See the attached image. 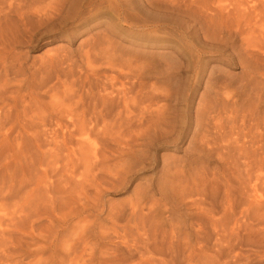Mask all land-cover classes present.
<instances>
[{"label":"rangeland","instance_id":"1","mask_svg":"<svg viewBox=\"0 0 264 264\" xmlns=\"http://www.w3.org/2000/svg\"><path fill=\"white\" fill-rule=\"evenodd\" d=\"M5 1L2 17L19 4ZM34 1L0 22V92L16 89L0 101V264H264V42L205 36L235 1L264 0ZM124 67L143 68L137 99L162 88L142 108L169 107L125 158L98 130L113 136L102 98ZM206 99L216 110L197 118Z\"/></svg>","mask_w":264,"mask_h":264},{"label":"bare ground","instance_id":"2","mask_svg":"<svg viewBox=\"0 0 264 264\" xmlns=\"http://www.w3.org/2000/svg\"><path fill=\"white\" fill-rule=\"evenodd\" d=\"M7 1V0H6ZM5 1V2H6ZM15 1V0H14ZM18 2H19V4L17 3V6L20 8V7H22V4L21 3H23V0H17ZM26 1V0H25ZM36 1V0H35ZM34 1V2H35ZM38 1V0H37ZM36 1V2H37ZM44 1H47V0H44ZM53 0H49V2H52ZM147 1V0H146ZM153 1V0H152ZM161 1V0H160ZM170 1V0H169ZM168 1V2H169ZM182 1V0H181ZM184 1L185 0H183V5H184ZM220 1V0H219ZM230 1H232V0H230ZM243 1V0H242ZM247 1V0H246ZM250 1H252V0H250ZM8 2H9V0H8ZM12 2V1H11ZM28 2V1H27ZM40 2H41V0H40ZM48 2V1H47ZM69 2V0H55L54 2H52V4H57L58 6H62L63 8H64V6H65V4H67ZM70 2H71V0H70ZM73 2V1H72ZM75 2L77 3V2H79V0H75ZM91 2H92V0H91ZM98 2V1H97ZM157 4L159 3V2H157V1H155ZM155 2H154V4L153 3H151L156 9H158V10H162V11H168L169 13H170V11H173V12H175L176 13V15H177V13L179 14V13H181L182 15H184V16H186V18L187 19H192L193 18V16H192V13H194V12H192L191 13V9H190V7L188 8V9H183L182 11H180V10H177V8H175V7H168V6H166V5H162L163 3H165V1L163 2V0H162V4H159V5H155ZM173 2V0H171V2L170 3H172ZM174 2H177V1H174ZM193 2V1H192ZM195 2V1H194ZM221 2V1H220ZM229 2V1H228ZM236 3H234V5H233V3H231V2H229V3H231L233 6H234V9H233V11H234V14L233 15H229V16H225V15H222V16H218L217 18H211V23L213 24V26H214V28H215V31L213 32V34H214V36H209L208 34H206V32H205V36H208L209 38H213V39H216V40H222L221 42H223V41H225L226 39L225 38H221L220 36H221V34L223 33V30H232V29H234V30H236V31H238V32H240L241 34H242V36L244 35V43H245V45H247V47L246 48H249V47H256V46H258V44H259V42L260 41H262V42H264V17H263V12H264V9H262V8H260V7H258L257 5H255V4H253V5H249L248 3H251V2H248V3H244V2H241V1H238V2H241V3H238L237 1H235ZM254 2V1H253ZM256 2V1H255ZM1 3V2H0ZM58 3H60V5L58 4ZM186 3V2H185ZM228 3V4H229ZM11 4V3H10ZM14 4V3H13ZM24 4V3H23ZM39 4H43V5H40V6H38L37 7V12H36V10H33V11H35L37 14L39 13L40 14V12H41V14L43 13V14H45L47 11H48V7H47V11H45L43 8H41V6L42 7H45L44 5V2H42V3H39ZM114 4V3H113ZM7 5V4H6ZM9 5V4H8ZM8 5H7V7H8ZM15 5V4H14ZM36 5V4H35ZM46 5H48V3L46 4ZM73 5V4H72ZM103 5V4H102ZM174 5L176 6V4L174 3ZM180 5V4H179ZM179 5H177V6H179ZM182 5V6H183ZM219 5V4H218ZM217 5V6H218ZM260 5V4H259ZM1 6V5H0ZM10 6V5H9ZM17 6H13V7H16V8H18ZM25 6V5H24ZM23 6V7H24ZM34 6V5H33ZM50 6H52L51 5V3L49 4V7ZM101 6V5H100ZM121 6H123V5H121ZM120 6V7H121ZM181 6V5H180ZM180 6H179V8H180ZM189 6V5H188ZM187 6V7H188ZM224 6V5H223ZM26 7V6H25ZM35 7V6H34ZM185 7V6H184ZM197 7H199V6H197ZM221 7V6H220ZM226 7V6H225ZM2 8V7H1ZM13 9L12 8V6H11V8L9 7V14H11L10 13V9H13V10H17V9ZM27 8V7H26ZM30 8V7H29ZM38 8H39V10H38ZM46 8V7H45ZM59 8L60 7H57V9H56V11H59L60 13H61V11L59 10ZM196 8V7H195ZM201 8V7H200ZM30 9H32V8H30ZM34 9V8H33ZM42 9V10H41ZM51 9H54L55 10V8H51ZM66 9V8H65ZM194 9V8H193ZM220 9V8H219ZM222 9V8H221ZM225 9V8H224ZM228 9H229V7H228ZM4 10V9H3ZM2 10V11H3ZM5 10H6V8H5ZM21 10H24L23 8L21 9ZM41 10V11H40ZM54 10H51V11H53V12H55ZM62 10H64V9H62ZM120 10V9H119ZM196 10V9H195ZM194 10V11H195ZM202 10H204V9H202ZM24 11H26V10H24ZM50 11V12H51ZM193 11V10H192ZM198 11V10H197ZM222 11H223V9H222ZM4 12V11H3ZM2 12V13H3ZM21 12V11H20ZM49 12V11H48ZM167 12V13H168ZM173 12H172V17H173ZM202 12H204V11H202ZM202 12H201V14H202ZM207 12V11H206ZM209 12V11H208ZM208 12H207V14H208ZM1 13V14H2ZM14 13H15V11H14ZM16 13H17V11H16ZM24 13V12H23ZM56 13V12H55ZM52 14V12H51V14L55 17V15L56 14ZM85 13V12H84ZM9 14H8V17H9ZM18 14V13H17ZM21 14V13H20ZM26 14H28V12L26 13ZM48 14V13H47ZM46 14V16H48ZM199 14V13H198ZM58 15V14H57ZM62 15V14H61ZM74 15V14H73ZM6 16V15H5ZM41 16V15H40ZM50 16V15H49ZM170 16V15H169ZM212 16V15H211ZM215 16V15H214ZM0 17H2V16H0ZM7 16L6 17H4V15H3V17L2 18H0V22H3V20L1 21V19H3V18H8ZM22 17V16H21ZM20 17V18H21ZM33 17V16H32ZM43 17V16H42ZM44 17H45V15H44ZM52 17V16H51ZM51 17H49V18H46V19H50ZM53 17V18H54ZM168 17V16H167ZM175 17V16H174ZM183 17V16H182ZM213 17V16H212ZM25 18H26V16H25ZM11 19V18H10ZM30 19V18H29ZM167 19V18H166ZM7 20V19H6ZM9 20V19H8ZM7 20V21H8ZM38 20V19H37ZM42 20V19H41ZM170 20V19H169ZM208 20V19H207ZM45 21V20H44ZM165 21V20H164ZM208 22V21H207ZM1 24V23H0ZM161 24H163V25H165L164 23H161ZM2 25H3V23H2ZM33 25H34V23H33ZM37 25V24H36ZM1 26V25H0ZM40 26V25H39ZM167 26V25H166ZM5 27V26H4ZM161 27H162V25H161ZM11 28V27H10ZM2 29V28H1ZM24 29V28H23ZM29 29V28H28ZM217 29L218 30H220V33H219V35L217 34ZM258 29V30H257ZM226 30V31H227ZM7 31H9V30H7ZM257 32H260V33H258V36H255L256 34H257ZM4 33V32H3ZM2 33V34H3ZM243 39V38H242ZM220 42V43H221ZM148 57L150 58V59H154L155 57L153 56V55H148ZM164 58V57H163ZM166 58V57H165ZM139 60H141V59H139ZM143 61V60H142ZM156 61H157V59H156ZM141 62V61H140ZM146 62V61H145ZM146 63H149V62H146ZM146 63L144 64V62H143V64L145 65V67L147 66L148 68H149V66L148 65H146ZM156 63V62H155ZM157 63H158V61H157ZM161 63V62H160ZM164 63V62H163ZM153 65H154V62L152 63ZM151 64V65H152ZM138 65V64H137ZM144 65H143V67H144ZM157 65V64H156ZM156 65H154V66H156ZM158 65H159V63H158ZM166 65V64H165ZM129 66H130V63H129ZM141 66V65H140ZM153 66V67H154ZM139 67V66H138ZM142 67V66H141ZM141 67L139 68L140 70H137V69H132L131 67H129V69L127 68V70H126V68L124 69V70H126V71H128L129 70V72H125L124 70H120L121 71V73H120V71H116L115 70V72H114V69H113V72H114V74L115 73H118L119 74V76H118V81H120L121 82V85H119V83L117 84V85H114L113 84V90L109 93L108 92V96L107 97H103L102 99V105H103V108L104 107H108L109 109H111L112 110V112H113V129L111 130L112 132L114 131V133H113V136H108V135H111L112 133L110 132V130H107V127H106V125H105V123H104V127H103V124H102V126H100L101 124L99 123V126L101 127V129H98L99 130V132H101L102 133V135L105 137L106 135H107V138L109 137V138H111V140H110V142H108V141H105V142H107L108 144H106V145H108L109 146V144H110V146H109V152L111 153V154H114V155H120V156H124V158H125V156H127V155H130L131 153H133L134 151H136L135 153L136 154H141L142 153V155H143V153L144 152H146V150L148 149V145H150V143H146V144H140L139 143V139H137V135H135L137 132L139 133L140 131H144V133H145V137H149V139H150V137H152L151 136V130H153L154 129V131H155V128H158V127H160L161 125H162V123L164 124L165 123V116L167 115V111L169 110V107L168 106H163L162 107V109L163 110H161V111H159V112H157L156 111V108H155V111L154 112H152V108H151V106H149L148 108H142L143 106H142V103L144 102L145 103V105L144 106H146L148 103H147V101H153V100H155V99H157L158 98V101L161 99L158 95L160 94L161 95V93H158V95H157V92H158V89L159 88H155V89H152V87L150 88L149 86V90L148 91H146V93H145V91L144 90H141L142 91V94L140 93L139 94V97H138V99H137V94L135 95V91H136V89H137V91L139 90L138 89V87L136 86V81L137 82H139V83H142L141 81H142V79H143V73H141V72H139V71H143L142 69H141ZM157 67V66H156ZM159 67V66H158ZM158 67H157V69H158ZM167 67V66H166ZM137 68V67H136ZM151 68V67H150ZM149 68V69H150ZM123 69V68H122ZM131 69H132V71L134 70V71H137V72H130L131 71ZM147 69V68H146ZM149 69H147V70H149ZM170 69V68H169ZM147 70H145V72L147 73ZM151 70V69H150ZM168 71V70H167ZM144 72V71H143ZM154 72V71H153ZM169 72V71H168ZM117 74V75H118ZM116 75V74H115ZM115 75H113V77L115 76ZM170 76V75H169ZM7 79H8V77H6V81H7ZM114 80L116 81L117 80V77H114ZM173 79H171V81H172ZM170 82V81H169ZM131 83H132V86L130 87V85H131ZM7 85H9V83L7 82L6 83ZM208 89L210 88V87H212L213 88V86H210V84H211V81H208ZM137 85H138V83H137ZM114 86H117V88H115ZM118 86L120 87V88H118ZM140 86V85H139ZM5 88H6V86H4ZM3 87V88H4ZM8 87V86H7ZM11 87V89L10 90H7L6 89V92H5V90H3L2 92H0V101H2V102H4V101H7V100H5V99H2V98H7L9 95H10V98H11V94H12V96L13 95H15L14 94V91H16V89L12 92V86L11 85H9V88ZM136 87V88H135ZM144 87V86H143ZM155 87V86H154ZM172 87V86H171ZM8 88V89H9ZM17 88H19V87H17ZM135 88V89H134ZM211 88V89H212ZM161 90H162V88H160ZM159 89V90H160ZM171 89V88H170ZM206 89V88H205ZM1 90V89H0ZM19 91H20V89H18ZM132 90H135L133 93L134 94H132V92L130 93V91H132ZM213 90V89H212ZM7 94V96H6V94ZM166 92H168V91H166ZM166 92H165V94H166ZM18 93V92H17ZM145 93V95H144V99H146L147 101H145V100H143V98H142V96H143V94ZM135 95L136 96V99H137V101H139V103L137 104V103H135L137 106H135V104H133L132 103V101H130L131 99H133V98H130V96L131 95ZM164 94V93H163ZM164 94V96L167 98V96L169 95H165ZM5 95V97H3ZM26 95V94H25ZM170 96V95H169ZM168 96V97H169ZM203 96V94L201 95V97ZM162 97H163V95H162ZM212 97V96H211ZM203 98V97H202ZM12 99V98H11ZM135 99V100H136ZM152 99V100H151ZM9 100V99H8ZM134 100V101H135ZM163 100V99H162ZM133 101V102H134ZM136 101V102H137ZM150 102V103H151ZM157 102V101H156ZM201 102V101H200ZM130 103H131V105H130ZM143 103V104H144ZM160 104H161V102H159ZM101 104V103H100ZM163 104H165V103H163ZM162 104V105H163ZM205 105L203 106V108H202V110H200L199 112H197V118H199L200 116H202V115H206V114H208V113H211L214 109H215V107H216V101H214L213 99L212 100H205V103H204ZM9 105H10V103H9ZM131 106H135V107H131ZM159 106V105H158ZM161 106V105H160ZM156 107H157V105H156ZM221 107V106H220ZM7 108V107H6ZM151 108V109H150ZM154 108V107H153ZM158 108V107H157ZM161 108V107H160ZM201 108V107H200ZM3 109V108H2ZM133 109H135V110H133ZM143 109H150L149 111H150V113H146V115H145V110H143ZM154 110V109H153ZM216 110V109H215ZM220 110V109H219ZM225 110V109H224ZM223 110V111H224ZM2 110H1V108H0V117H1V115H2V112H1ZM148 110H147V112H149ZM5 112H8V111H5ZM4 112V113H5ZM27 112V111H26ZM156 112V113H155ZM216 112V111H215ZM9 113V112H8ZM7 113V114H8ZM212 114H213V112H212ZM214 114H216V115H218L217 113H214ZM219 114H220V112H219ZM6 115V114H5ZM5 115H4V117H5ZM3 116V115H2ZM213 116V115H212ZM211 116V117H212ZM208 117V116H207ZM215 117V116H214ZM213 117V118H214ZM219 117V116H218ZM218 117L217 118H215V119H217L218 120ZM2 118V117H1ZM136 118H138V119H136ZM209 118V117H208ZM207 119V118H206ZM211 119V118H210ZM1 120V119H0ZM138 120V121H137ZM216 120V121H217ZM216 121H214V122H216ZM97 123V122H96ZM217 123V122H216ZM2 124V123H1ZM98 124V123H97ZM97 124H96V129L97 128H99L98 126H97ZM202 124V123H201ZM218 124V123H217ZM4 125H5V123H4ZM1 126V128H2V125H0ZM6 128V127H5ZM160 128H162V126L160 127ZM166 128V127H165ZM3 129V128H2ZM164 129V128H163ZM160 130V129H159ZM204 130V129H203ZM2 131V130H1ZM107 131H109L108 132V134H107ZM142 131V132H143ZM169 131V130H168ZM98 132V131H97ZM165 132V131H164ZM101 133H100V135H101ZM141 133V132H140ZM153 135V134H152ZM142 137V136H141ZM146 139V138H145ZM148 140V139H147ZM144 142V141H143ZM148 142V141H147ZM142 143V142H141ZM111 145H113L114 146V148H113V146L111 147ZM104 146H105V144H104ZM135 146H139L140 147V149H138V148H135ZM106 148V147H105ZM143 148V149H142ZM138 149V150H137ZM93 152V157H95V159H97V157L99 156V152L96 150V151H92ZM91 154V153H90ZM89 154V155H90ZM135 154H133V156H134ZM112 156V155H111ZM118 157V156H117ZM130 157H132V156H130ZM113 158V157H112ZM249 158H252V157H249ZM116 160V159H115ZM122 160V159H121ZM120 160V161H121ZM95 161V160H94ZM122 161H124V160H122ZM119 162V164L120 163H122L121 165L123 166V162ZM89 162H90V160H89ZM100 162V161H99ZM97 163V162H96ZM124 163H126V160H125V162ZM98 164V163H97ZM114 164H117V163H114ZM111 165V166H115V168H114V170L116 169V165ZM118 164V165H119ZM250 166V164L249 165H247L246 167H247V169H248V167ZM121 167V166H120ZM239 167V166H238ZM106 168V167H105ZM112 168V167H111ZM119 168V167H118ZM251 168V167H250ZM102 169H103V167H102ZM113 169V168H112ZM245 170H246V168H245ZM108 172H109V170H108ZM113 172V171H112ZM80 184H82V183H80ZM249 184V183H248ZM251 185V184H250ZM252 188H253V190L255 191V187L254 186H252ZM253 192V191H252ZM252 192H251V194H252ZM251 197H253V195L251 196ZM255 202V201H254Z\"/></svg>","mask_w":264,"mask_h":264}]
</instances>
